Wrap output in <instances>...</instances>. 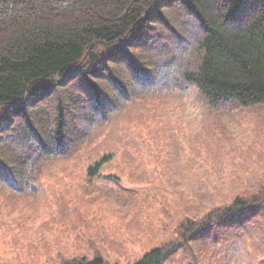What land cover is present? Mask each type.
Segmentation results:
<instances>
[{
    "label": "trees",
    "instance_id": "obj_1",
    "mask_svg": "<svg viewBox=\"0 0 264 264\" xmlns=\"http://www.w3.org/2000/svg\"><path fill=\"white\" fill-rule=\"evenodd\" d=\"M190 89L212 111L264 105V0H0V167L12 178L0 201H32L47 165L77 159L85 135L136 101ZM104 151L88 182L116 153ZM241 238L258 246L249 264H264V181L188 213L133 261L90 243V257L59 264H230Z\"/></svg>",
    "mask_w": 264,
    "mask_h": 264
},
{
    "label": "rangeland",
    "instance_id": "obj_2",
    "mask_svg": "<svg viewBox=\"0 0 264 264\" xmlns=\"http://www.w3.org/2000/svg\"><path fill=\"white\" fill-rule=\"evenodd\" d=\"M194 96L190 89L136 101L85 135L77 159L47 165L32 201H0V264L90 257V243L110 262H130L170 239L188 213L264 181V105L218 112ZM107 146L116 153L101 174H116L117 183L88 182V161ZM249 250L258 246L241 238L230 264H249Z\"/></svg>",
    "mask_w": 264,
    "mask_h": 264
},
{
    "label": "snow or ice",
    "instance_id": "obj_3",
    "mask_svg": "<svg viewBox=\"0 0 264 264\" xmlns=\"http://www.w3.org/2000/svg\"><path fill=\"white\" fill-rule=\"evenodd\" d=\"M12 178L6 173L3 167H0V184L11 186Z\"/></svg>",
    "mask_w": 264,
    "mask_h": 264
}]
</instances>
